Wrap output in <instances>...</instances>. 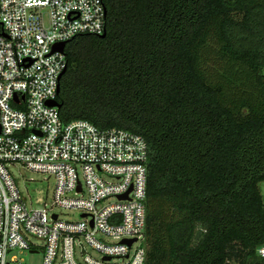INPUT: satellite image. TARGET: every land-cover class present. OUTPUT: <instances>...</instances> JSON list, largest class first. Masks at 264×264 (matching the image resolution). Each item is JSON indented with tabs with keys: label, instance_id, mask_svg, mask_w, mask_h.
<instances>
[{
	"label": "trees",
	"instance_id": "trees-1",
	"mask_svg": "<svg viewBox=\"0 0 264 264\" xmlns=\"http://www.w3.org/2000/svg\"><path fill=\"white\" fill-rule=\"evenodd\" d=\"M65 45L61 117L148 147L145 264H264V0H104Z\"/></svg>",
	"mask_w": 264,
	"mask_h": 264
},
{
	"label": "built area",
	"instance_id": "built-area-1",
	"mask_svg": "<svg viewBox=\"0 0 264 264\" xmlns=\"http://www.w3.org/2000/svg\"><path fill=\"white\" fill-rule=\"evenodd\" d=\"M105 21L104 0H0V264L15 261L12 250L41 253V264H145L144 138L66 121L47 104L57 101L66 67L65 51L53 46L99 36ZM11 165L52 176V205L78 210L79 219H60L40 199L29 203ZM262 205L264 213V190ZM256 252L264 262V244Z\"/></svg>",
	"mask_w": 264,
	"mask_h": 264
},
{
	"label": "rangeland",
	"instance_id": "rangeland-1",
	"mask_svg": "<svg viewBox=\"0 0 264 264\" xmlns=\"http://www.w3.org/2000/svg\"><path fill=\"white\" fill-rule=\"evenodd\" d=\"M10 172L16 178L20 191L28 197V201L34 204L36 199H40L42 203H46V206L52 209L53 212L59 214V218L66 221H76L79 219V211L75 209H68L52 205L53 202V190H54V178L47 174L33 172L19 165L9 166ZM261 193L264 190V182L259 186ZM36 205V204H35ZM102 238V237H101ZM108 241H112L111 238H105ZM34 243H40V240L31 238ZM136 244L133 245V248ZM85 251L92 256V258H99L100 254L88 247L84 246ZM76 256L79 258V247L75 248ZM8 260L15 259L11 264H41V253H31L26 250H12L8 256Z\"/></svg>",
	"mask_w": 264,
	"mask_h": 264
},
{
	"label": "water",
	"instance_id": "water-1",
	"mask_svg": "<svg viewBox=\"0 0 264 264\" xmlns=\"http://www.w3.org/2000/svg\"><path fill=\"white\" fill-rule=\"evenodd\" d=\"M105 34H106V32H103L101 35H99V36H101V37H103V36H105ZM65 44H66V42H61V43H59V44H55L54 46H53V50H59V51H63L64 50V46H65ZM65 71H66V67L62 70V72L60 73V75H59V79H61V77L63 76V74L65 73ZM60 86V85H59ZM59 86H58V88H57V91H59ZM15 98H16V96H15ZM47 104L48 105H51V106H57V107H59L60 106V104L57 102V101H55V100H51V101H48L47 102ZM0 129H1V127H0ZM135 239H124L123 240V242H127L128 244H130L132 241H134Z\"/></svg>",
	"mask_w": 264,
	"mask_h": 264
}]
</instances>
